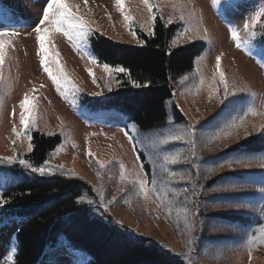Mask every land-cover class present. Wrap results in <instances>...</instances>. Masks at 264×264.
<instances>
[{"label": "rangeland", "instance_id": "374dc122", "mask_svg": "<svg viewBox=\"0 0 264 264\" xmlns=\"http://www.w3.org/2000/svg\"><path fill=\"white\" fill-rule=\"evenodd\" d=\"M20 2L25 13L18 11L21 10ZM67 2L75 5L72 10L88 22L90 33L97 30L111 40L137 46L144 40L136 35L135 28L145 34L153 31L143 0H122L126 13L133 18L127 27L115 0ZM231 2L236 7L221 14L213 8L212 0H150L154 16L165 23L178 24L173 46L198 42L203 47L195 57L192 69L172 82V97L165 102L164 122L142 130L127 121L124 115L95 107L91 101L84 100L86 96L103 98L117 85V68L110 67L106 72L104 64L90 61V35L86 42H78L76 47L62 33H53L50 42H46L50 51L54 48L58 53L55 63L48 66L54 72L59 67L75 86L62 97L43 71L37 55L34 28L42 18L46 0H0V7L11 10L10 17L0 20V31L17 33L3 37L8 43L5 61L0 65V193L13 168L29 176H40L18 162L19 159L27 160L30 155L28 145L32 144L33 133L58 136L60 142L37 166L47 162L54 174L41 177L79 181L86 186L79 197L95 200L96 205L101 203L102 194L103 207L79 203L94 218L117 226L132 237L155 241L163 251L185 264H264V243L257 240L251 245V251L247 243L248 234L257 235L264 224L261 217L264 198L259 192L264 187V164L249 158L264 155V150L250 151L241 145L242 140L251 136L264 138L261 131L264 128V43L260 40L259 24L253 29L257 36L249 51L237 48L229 32L231 25L244 37L245 22L251 24V16L264 6V0ZM260 23H264V17ZM217 56L221 58V71L229 84V97L223 104L224 87L219 83L215 68ZM86 69L92 70L96 83ZM211 89L215 92L209 98ZM250 92L256 94L254 100L249 96ZM25 95L31 101L34 118V126L27 128L20 124L19 105ZM249 106L255 115L245 114ZM169 117L174 126L191 127L195 132L194 148L183 140L165 146L168 152L181 153L178 163L167 165L169 172L177 173L165 184L168 198L178 202L171 210L158 206L154 194H149L145 200L133 188L137 179H146L151 188V180L155 177L156 187L160 189L159 181L168 175L160 169L163 161L157 154L150 155L151 150L141 140L168 127ZM234 117L237 124L242 119L243 126L233 128L230 135L209 143V138ZM132 125L136 130L129 128L126 136L122 129ZM11 157H17V162L6 163L5 158ZM236 160L245 162L228 163ZM96 161L104 162L105 167L100 168ZM121 164L125 173L123 181ZM61 166L68 174H61ZM182 175L187 178L182 179ZM173 189L181 195L172 196ZM185 192L187 206L196 211L194 230L190 234L183 219L177 215ZM239 204L250 207L239 208ZM19 224L20 220H10L0 226V264H8L9 256L13 260V235ZM189 239L193 240L192 246L188 244ZM57 244L38 264H49L53 255L58 264H72L69 255L53 252ZM83 258L87 260L84 255Z\"/></svg>", "mask_w": 264, "mask_h": 264}, {"label": "trees", "instance_id": "16d2710c", "mask_svg": "<svg viewBox=\"0 0 264 264\" xmlns=\"http://www.w3.org/2000/svg\"><path fill=\"white\" fill-rule=\"evenodd\" d=\"M177 29V23L168 24L155 16L154 35L135 28L136 35L144 40L137 46L92 31L89 46L96 62L123 67L127 73L115 72L117 85L107 96H86L84 100L124 115L142 130L162 124L166 117L165 102L172 97V82L192 69L203 47L198 42L173 46ZM260 40L264 43V35ZM129 76L140 86L134 87ZM59 142L58 136L33 133V150L27 160L39 166ZM241 145L250 151H262L264 138L251 136L242 140ZM138 155L146 168L143 155L140 152ZM83 186L73 179L29 176L15 168L10 170L8 183L0 193L5 199L0 205V226L6 221L20 220L14 232L15 264H38L61 238L84 254L86 264H185L163 251L155 241L132 237L91 216L76 202Z\"/></svg>", "mask_w": 264, "mask_h": 264}, {"label": "snow or ice", "instance_id": "6c2138e0", "mask_svg": "<svg viewBox=\"0 0 264 264\" xmlns=\"http://www.w3.org/2000/svg\"><path fill=\"white\" fill-rule=\"evenodd\" d=\"M144 5L148 8L149 14H150V21L153 25V31L149 32V35H154V21L155 16L152 14V4L150 3V0H143ZM115 6L119 11H121V14L123 16V20L125 22V26L127 27L132 22V17L129 16L126 13V10L123 7L122 0H115ZM212 6L214 9H217L221 12V14H226L228 11L233 10L236 5H234L231 0H212ZM73 7H76L75 5H71L67 2V0H46V6L43 7V15L42 18L39 20V23L34 28V31L36 33V41L38 43V50L37 55L40 59V64L43 68V71L48 74L50 79L52 80L53 84L56 86L57 92L60 93V95L63 97L65 96V93L68 91L69 88L75 89V86L71 84V82L68 80L67 76L57 67L55 69V72L52 68L48 66L50 63H55L56 56H58V53L53 48L51 51L49 48L46 47V42L49 41V37L53 33H62L65 37H67L70 41H73V46L76 47L78 42H86L90 33V28L88 27V22L84 21L82 18L77 16V14L72 10ZM11 16V10L10 9H4L0 7V20H3L6 17ZM264 17V6H261L259 10H257L252 16H251V24H249L247 21L244 24V37H241L239 32L234 26L229 25V32L231 39L235 41L237 48H242L245 51H249L250 47L252 45V41L257 36V31L253 30L257 27L259 24V27L261 29V35H264V23H260L261 18ZM183 19V17H181ZM41 25H44L42 28ZM131 31V29H130ZM17 33L12 32H6V31H0V65H3L5 61V46L8 43V41L4 40L3 37L6 35H16ZM135 36V33H132ZM207 36L205 35V39ZM143 43V41H141ZM90 61L95 62V57L91 55V53H88ZM200 59V58H198ZM103 68L106 72L110 71V66L107 64L103 65ZM216 73L219 76V83L223 85L224 87V97L221 100V103H225V101L228 100L229 97V84L226 82L223 72L221 71V58L219 56L216 57ZM90 76L93 78V82L96 83V78L94 76V73L91 69H86ZM120 72L127 73V69L123 67L117 68ZM129 79L131 81V77L129 76ZM187 79V77H185ZM134 87H139L140 85L136 81H131ZM201 83H203V80L201 79ZM233 88H235V85H232ZM63 89V90H62ZM240 91H245L244 89H240ZM215 92L214 89L210 90L209 98L213 95ZM232 95H235V92L232 93ZM255 93H249V96L252 97L254 100ZM73 104H75V101H73ZM31 101L27 95L24 96L23 100L21 101L19 107L21 109L20 113V124L25 126V128L29 127L30 125L34 126V118L32 113V108L30 107ZM251 113L255 115V111L251 106H249L248 111L245 114ZM237 118L234 117L231 121L227 122L223 128H221L216 134L211 136L209 138V143L213 142L215 139H219L222 136L230 135L231 129L233 128H239L243 126V120L240 119V123L237 124ZM131 128L132 130H136L135 126H126L125 129H122V131L125 132V135L128 136V129ZM262 132H264V128L261 129ZM13 132L16 133V129L13 128ZM18 135V133H17ZM195 132L191 127L182 128L180 126H174L172 118H168V127L166 128H160L157 132H155L152 136H144L142 137L141 142H143L146 145V148L150 149V155L151 154H157L158 159H161L163 162L160 164V169L162 172L167 173L168 175L165 176L159 183L161 184V188L157 189L156 185L158 181L153 177L151 180L152 187H148V181L146 179H137L133 183V188L136 191L137 195H143L145 200L149 198V194H154L156 200L159 202L158 206L166 207L169 210L174 205H177L178 202L174 201L172 199H169V192L165 188V184L167 182H170L173 177L177 175V173L169 172V169L167 167L168 164H175L179 162L181 153L179 152H168L165 148V146L169 145L170 143H173L175 141H181L190 144L195 147ZM129 139H133L131 136H129ZM30 140V137H29ZM29 151L33 150V145L31 142L28 145ZM89 156L91 158V154L89 153ZM17 157H11V158H5V162L8 164H14L17 162ZM249 159L257 160L260 163L264 164V155H261L259 157H250ZM19 164L25 168L30 169L32 173H37L40 176H46V175H53L54 169H51L47 162H45L44 166L36 167L33 165L30 161L26 159H19ZM244 160H236V161H228L229 164L231 163H244ZM96 163L99 165L100 168H104L105 164L101 161H96ZM223 166V165H221ZM120 178L123 181L124 180V166L120 165ZM61 174L65 175L68 173H65L61 166ZM74 175V173H71ZM182 179L187 178L186 176L182 175ZM95 190V189H94ZM161 192L163 195H161ZM259 192L261 193V197L264 198V187H261L259 189ZM172 196L178 197L181 195L180 192L176 190L171 191ZM184 195V202L182 204H179L177 215L178 217H181L183 219V223L185 226L186 231L190 234L194 230L195 225V215L196 211L193 209H189L187 206V200L188 196L187 193H183ZM77 203H87L88 205H95L97 208L103 207V199L101 194V203L99 205H96V201L92 199H88L86 196H81L77 199ZM5 203V199L2 194H0V205ZM239 208H248L250 207L249 204H239L237 205ZM261 217L264 218V208L261 209ZM257 240L259 242L264 243V224L261 225V230L259 233L255 236H253L251 233L248 234L247 243L249 245V251H251V245L255 243ZM189 246H192L193 240L189 239L188 241ZM66 249V252L64 251ZM13 252H15V247L13 246L12 249ZM54 253H58L60 255L67 254L72 258V264H86V260L83 258V253L80 251L74 249L70 243L67 240L61 239L58 241L57 248L53 250ZM8 264H15V262L12 260L11 256L8 257ZM49 264H58L56 255H53V258L49 261Z\"/></svg>", "mask_w": 264, "mask_h": 264}, {"label": "bare ground", "instance_id": "6f19581e", "mask_svg": "<svg viewBox=\"0 0 264 264\" xmlns=\"http://www.w3.org/2000/svg\"><path fill=\"white\" fill-rule=\"evenodd\" d=\"M24 1V0H23ZM101 3H102V1H101ZM13 6H14V4H12ZM20 9L21 10H18L19 12H21V13H25L26 11H25V9H23V6H22V4H21V2H20ZM16 7V6H15ZM17 9V8H16ZM151 129V128H150ZM148 130V129H147Z\"/></svg>", "mask_w": 264, "mask_h": 264}]
</instances>
